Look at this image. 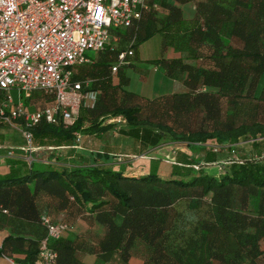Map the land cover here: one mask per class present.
<instances>
[{"label":"trees","instance_id":"obj_1","mask_svg":"<svg viewBox=\"0 0 264 264\" xmlns=\"http://www.w3.org/2000/svg\"><path fill=\"white\" fill-rule=\"evenodd\" d=\"M156 1L158 9L130 26L112 27L92 61L73 67V78L89 80L86 90L97 92L94 106L81 107L70 127L40 122L32 128V144L73 145L76 131L99 138L112 125L107 119L121 116L125 122L118 132L132 140L130 154L186 143L199 145L202 156L175 150L167 176L160 173L159 159H150L145 174L128 173L125 164L110 163L112 151L105 149L68 169L10 159L9 171L0 175V221L6 229L0 258L40 264L42 215L51 217L50 207L73 203L103 233L88 231L87 239H79L68 230L50 239L54 264H87L85 254L102 262L116 255L124 264L132 257L141 264H264V0ZM190 1L194 13L186 18L180 5ZM154 31L177 55L153 63L185 90L145 98L126 88L123 66L132 64L127 58ZM129 44L133 54L117 67L115 81L112 65ZM37 99L49 100L35 92L29 103ZM6 127L0 121V142ZM241 140H251L255 153L241 162L212 149H235ZM221 160L228 163L217 175L201 168Z\"/></svg>","mask_w":264,"mask_h":264},{"label":"built area","instance_id":"obj_2","mask_svg":"<svg viewBox=\"0 0 264 264\" xmlns=\"http://www.w3.org/2000/svg\"><path fill=\"white\" fill-rule=\"evenodd\" d=\"M158 8L156 0H0V121L20 132L24 144L19 149L29 153L27 160L37 149L32 144V128L40 122L70 127L81 107L95 104L97 92L86 90L89 80L73 78V67L92 61L87 52L102 50L112 27L130 26ZM131 54L129 44L118 53L112 71ZM35 92L45 94L50 103L29 109L23 99H31ZM107 122L124 123L125 119L117 116ZM74 135L78 148L82 134L76 131ZM212 149L235 151L234 146L213 145ZM41 224L46 236L39 247V263L54 264L57 254L48 241L71 227L48 215H42ZM5 258L9 264H17Z\"/></svg>","mask_w":264,"mask_h":264},{"label":"crops","instance_id":"obj_3","mask_svg":"<svg viewBox=\"0 0 264 264\" xmlns=\"http://www.w3.org/2000/svg\"><path fill=\"white\" fill-rule=\"evenodd\" d=\"M183 11V16L186 18H189L194 13V5L192 6L193 9H190L188 7V2L180 5ZM171 49V48H170ZM171 53L166 56H173ZM176 55V54H175ZM144 72V71H143ZM145 74V73H144ZM143 74V78L144 77ZM151 78H147V80L138 86L136 90L131 89L129 86L126 88L128 90L134 91L140 95H142L145 98H154L163 94H169L173 92H177L180 90V86H183L181 83H179L177 80L172 79L170 77H167L166 74L163 72L162 67H160L159 64H156L153 68V73L149 74ZM33 100V99H32ZM40 102L43 101V103L34 102L29 103L26 105L29 109H34L37 107H43L46 104L50 103V99H39ZM17 131V130H16ZM20 133V132H19ZM97 139L93 135H86L82 134V139L80 142V147L76 148L73 145H61V146H36V150L31 153L30 160H27L29 158V153H25L19 147L20 144H16V146H11L7 142H0V175L5 174L9 171L10 159H16V160H23L29 163L30 161L33 162V165L36 166H43V165H50L57 169H68L75 165L85 163V161L88 160V153L90 152H96L99 151L97 148H93L97 146ZM18 143V142H17ZM109 146L105 145L103 149L109 150ZM158 150L163 149L162 156L166 157L168 160L174 159V153L170 152L167 153L165 147L159 146ZM157 148L150 150L146 154H142L141 156L130 154L131 158H136L134 161H130L129 164L125 165V171L128 172V170L135 168H139V174H145L148 171L150 159L157 158L154 156L155 154H158L157 156H161L160 152L157 151ZM187 149V148H186ZM185 148H180V150L184 151ZM175 150V149H173ZM190 151V150H189ZM189 151H184L188 154ZM160 153V154H159ZM110 156H114V152L109 153ZM112 154V155H111ZM99 161V160H98ZM111 162L114 165L120 162V159L116 157H111ZM166 161V160H165ZM137 171H129L128 173H135ZM50 215L54 221H67L72 225V228L76 227L73 233H76L79 236V239H87V237L83 234H78L77 230H86V232L91 231L92 233H96L98 235H101L103 233V229L99 224L96 223H87L85 219L83 218L84 211L81 209H78L75 204H70L69 208L65 207L62 209H55L54 207H50ZM97 229V230H96ZM70 232V231H69ZM68 232V233H69ZM6 234V229L3 226V221H0V244L1 241ZM110 262V261H108ZM130 264H137L133 263V257L129 260ZM0 264H9L7 259L5 257L0 258Z\"/></svg>","mask_w":264,"mask_h":264},{"label":"rangeland","instance_id":"obj_4","mask_svg":"<svg viewBox=\"0 0 264 264\" xmlns=\"http://www.w3.org/2000/svg\"><path fill=\"white\" fill-rule=\"evenodd\" d=\"M194 3L192 1L188 2V7L190 9H193ZM162 34L159 31H154L150 36L146 37L143 40H140L137 45L135 46V56L129 57L127 58V60H129V62L131 61V63H127V65L123 66V70L126 72L128 78H129V84L128 86L133 89L136 90L138 88L139 85L143 84L147 78L149 79V77L151 78V76H149V74L153 73V68L155 66V64L153 63V60L156 58H159L161 56H168L171 53V49L170 47H163L162 46ZM112 42H116V38H112ZM97 52L94 51H88L87 54L93 58L95 56ZM173 55H177L176 52L172 51ZM132 58V59H131ZM117 71L115 70L113 72V79L115 81H117L118 77H117ZM144 71V72H143ZM145 73V74H144ZM142 74H144L145 78H141ZM152 79V78H151ZM179 83H181L180 80H177ZM185 88L184 86H180V90L179 91H184ZM177 91V92H179ZM13 95L16 97V92H13ZM23 101L25 102V104L27 105L29 100L28 99H23ZM36 101H38L39 103H43V101L40 102L39 99H37ZM106 124H108V122H105ZM111 127L107 128L106 130H104L100 137L97 139V146L93 147V148H97L99 151L101 149H103L104 147V143L105 145L109 146L108 149L111 150L112 152H114L115 154H113V157H116L118 159H120L119 163H123L125 165L129 164L130 161H132L133 159L135 160L136 158H131L130 153H131V149H132V140L125 138L123 136H121L118 132V129L123 126L124 123L121 122H114L111 123ZM3 131L6 135L5 141L7 142L9 145L11 146H16V144H20L23 145L24 143H20L17 141L23 139L22 135L14 130L11 127H6L3 128ZM16 141V142H15ZM251 140L249 141H245V140H241V142H239V144L236 146V148L234 149V153H231L232 155V161H240L242 156L245 157H253L255 155V153L252 150L251 147ZM163 147H165L164 149H166V151H168L167 153L172 152L174 153L175 150H178L180 148H187L184 151H189L190 154H192L196 159H200V157L202 156L203 151L199 149V145H194V148H189L186 143H172V144H163L161 145ZM159 148H157V151L160 152L159 154L161 156H157L158 154H155L154 156H156L157 158L154 159H159L160 160V173L163 176H167L168 175V169L170 167V164L172 163L171 160L166 159V157L162 156V152L163 149L158 150ZM175 149V150H173ZM222 153H220V155H224L227 156L229 155L227 152L228 151H221ZM112 155V154H111ZM141 156V155H138ZM264 156V153L263 155ZM223 157V158H224ZM132 159V160H131ZM133 160V161H134ZM166 160V161H165ZM175 161V160H174ZM226 163L221 160L218 163H208L201 164V168L203 171H205L208 174H214L217 175L220 172V166L225 165ZM139 168L141 167L140 164L138 166ZM139 168H133L129 171H137L135 173L139 174L140 170ZM76 227L74 228H70L69 231L71 233H73ZM97 230V229H96ZM78 234H84L86 237H89L90 235H87L86 230H77ZM96 234V233H95ZM264 244H261V247H263ZM83 261L87 264H124V262L116 255L113 256L112 260L110 262H102L101 260L97 259L95 255L92 254H85L83 256ZM133 263H137V264H141V259L138 257H133Z\"/></svg>","mask_w":264,"mask_h":264}]
</instances>
